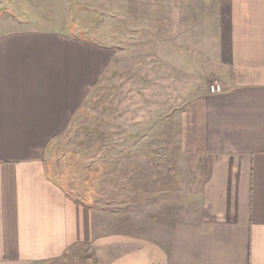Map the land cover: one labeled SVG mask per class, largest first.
I'll list each match as a JSON object with an SVG mask.
<instances>
[{
  "label": "crops",
  "instance_id": "0c3cea01",
  "mask_svg": "<svg viewBox=\"0 0 264 264\" xmlns=\"http://www.w3.org/2000/svg\"><path fill=\"white\" fill-rule=\"evenodd\" d=\"M176 11L178 47L199 41L207 55L186 68L222 91L182 106L175 152L145 155L143 231L106 217L90 169L78 176L52 154L107 48L26 11L0 17V264H90L74 255L92 252L95 264H264V0H176Z\"/></svg>",
  "mask_w": 264,
  "mask_h": 264
},
{
  "label": "rangeland",
  "instance_id": "374dc122",
  "mask_svg": "<svg viewBox=\"0 0 264 264\" xmlns=\"http://www.w3.org/2000/svg\"><path fill=\"white\" fill-rule=\"evenodd\" d=\"M21 11L40 28L50 24V30H67L109 51L82 114L52 154L78 176L90 169V181L102 193L95 205L106 209V217L118 214L122 229L134 223L130 229L143 231L145 155L152 153L159 164L161 150L175 152L183 134L177 125L182 106L206 88L220 87L186 68L190 57L197 65L207 55L199 41L196 49L186 42L178 47L176 0H0L1 18H20ZM181 57L185 63L178 68ZM129 135L137 141L129 142ZM74 256L78 262H98L95 252Z\"/></svg>",
  "mask_w": 264,
  "mask_h": 264
},
{
  "label": "built area",
  "instance_id": "2783aa9c",
  "mask_svg": "<svg viewBox=\"0 0 264 264\" xmlns=\"http://www.w3.org/2000/svg\"><path fill=\"white\" fill-rule=\"evenodd\" d=\"M222 91V89L220 88V87H212L211 88V92L212 93H215V92H221Z\"/></svg>",
  "mask_w": 264,
  "mask_h": 264
}]
</instances>
